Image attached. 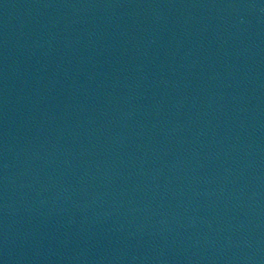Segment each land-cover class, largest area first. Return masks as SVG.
Returning a JSON list of instances; mask_svg holds the SVG:
<instances>
[{"label":"water","instance_id":"1","mask_svg":"<svg viewBox=\"0 0 264 264\" xmlns=\"http://www.w3.org/2000/svg\"><path fill=\"white\" fill-rule=\"evenodd\" d=\"M0 264H264V0H0Z\"/></svg>","mask_w":264,"mask_h":264}]
</instances>
